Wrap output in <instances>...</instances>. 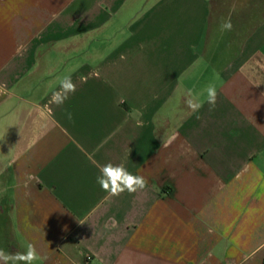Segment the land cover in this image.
Masks as SVG:
<instances>
[{"label":"crops","instance_id":"1","mask_svg":"<svg viewBox=\"0 0 264 264\" xmlns=\"http://www.w3.org/2000/svg\"><path fill=\"white\" fill-rule=\"evenodd\" d=\"M109 162L147 187L110 196ZM29 243L33 264H264V0H0V249Z\"/></svg>","mask_w":264,"mask_h":264},{"label":"clouds","instance_id":"2","mask_svg":"<svg viewBox=\"0 0 264 264\" xmlns=\"http://www.w3.org/2000/svg\"><path fill=\"white\" fill-rule=\"evenodd\" d=\"M232 24L230 19L225 21L221 25L222 31H231ZM76 91V85L72 81L70 76L64 77L60 81L59 90L52 94L51 102L57 106L62 105L67 99L69 94ZM208 91V103L215 106L216 92L214 88L209 87ZM189 107L196 111L201 105L189 101ZM137 126L142 124L137 121ZM100 175L96 178L97 183L101 189L109 193L110 196H119L125 191L128 193H135L137 191L144 190L147 187V180L140 175H134L130 173L123 163L113 164L111 162L98 165ZM83 224L82 222H80ZM40 259L35 246L31 243L27 245L26 251L23 253H9L3 249H0V264H33L34 261Z\"/></svg>","mask_w":264,"mask_h":264},{"label":"built area","instance_id":"3","mask_svg":"<svg viewBox=\"0 0 264 264\" xmlns=\"http://www.w3.org/2000/svg\"><path fill=\"white\" fill-rule=\"evenodd\" d=\"M87 260H90V257H87Z\"/></svg>","mask_w":264,"mask_h":264}]
</instances>
